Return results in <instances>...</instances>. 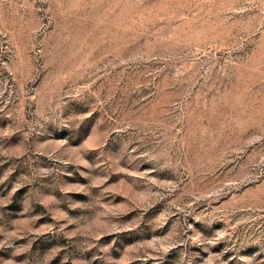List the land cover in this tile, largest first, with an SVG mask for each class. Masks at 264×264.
Wrapping results in <instances>:
<instances>
[{
    "label": "rangeland",
    "instance_id": "1",
    "mask_svg": "<svg viewBox=\"0 0 264 264\" xmlns=\"http://www.w3.org/2000/svg\"><path fill=\"white\" fill-rule=\"evenodd\" d=\"M0 264H264V0H0Z\"/></svg>",
    "mask_w": 264,
    "mask_h": 264
},
{
    "label": "bare ground",
    "instance_id": "2",
    "mask_svg": "<svg viewBox=\"0 0 264 264\" xmlns=\"http://www.w3.org/2000/svg\"><path fill=\"white\" fill-rule=\"evenodd\" d=\"M172 5V4H171Z\"/></svg>",
    "mask_w": 264,
    "mask_h": 264
}]
</instances>
